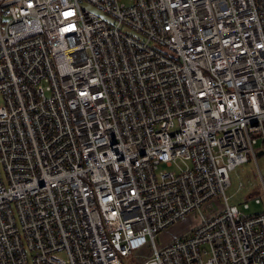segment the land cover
Returning a JSON list of instances; mask_svg holds the SVG:
<instances>
[{"label": "built area", "instance_id": "obj_1", "mask_svg": "<svg viewBox=\"0 0 264 264\" xmlns=\"http://www.w3.org/2000/svg\"><path fill=\"white\" fill-rule=\"evenodd\" d=\"M0 98V264H264V0H0Z\"/></svg>", "mask_w": 264, "mask_h": 264}, {"label": "rangeland", "instance_id": "obj_2", "mask_svg": "<svg viewBox=\"0 0 264 264\" xmlns=\"http://www.w3.org/2000/svg\"><path fill=\"white\" fill-rule=\"evenodd\" d=\"M0 103L2 100L0 98ZM258 153L257 161L250 156L249 162L237 167L233 172H231V182L232 185L227 191V196L230 198V203L232 205L238 206L241 211L248 215L264 213V204L257 205L255 203V197L263 198L262 186L260 172L264 175V154L259 155L260 152H264L263 141H260L258 147H256ZM181 166H185L181 163ZM161 171H178V167L174 166L168 168L167 166H162ZM260 170V171H259ZM248 202L250 205L249 210H244V203ZM215 209L212 208V211ZM196 221L192 219H187L183 222L180 227H175L168 232H166L159 241L162 244H168L178 237L175 236L176 231L187 230L188 226L193 225ZM181 231V232H182ZM187 232V231H186ZM185 232V233H186ZM175 236V237H174Z\"/></svg>", "mask_w": 264, "mask_h": 264}, {"label": "crops", "instance_id": "obj_3", "mask_svg": "<svg viewBox=\"0 0 264 264\" xmlns=\"http://www.w3.org/2000/svg\"><path fill=\"white\" fill-rule=\"evenodd\" d=\"M181 225H183V222H182L180 225H178L177 227H180ZM181 227H182V226H181ZM181 227H180V228H181ZM189 228H190V227L188 226V228H187L186 231H188ZM181 231H182V230H181ZM181 231H179V230L176 231L175 236H176V237L181 236V235H183V234L186 232V231L184 232V230H183L182 232H181ZM175 236H174V237H175Z\"/></svg>", "mask_w": 264, "mask_h": 264}, {"label": "water", "instance_id": "obj_4", "mask_svg": "<svg viewBox=\"0 0 264 264\" xmlns=\"http://www.w3.org/2000/svg\"><path fill=\"white\" fill-rule=\"evenodd\" d=\"M263 154H264V152H260V153H259V155H263Z\"/></svg>", "mask_w": 264, "mask_h": 264}]
</instances>
